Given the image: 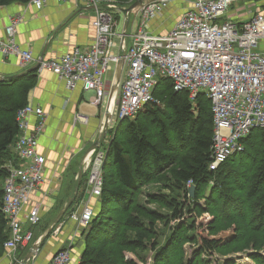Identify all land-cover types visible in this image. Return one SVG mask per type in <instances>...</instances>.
<instances>
[{
  "label": "built area",
  "instance_id": "2783aa9c",
  "mask_svg": "<svg viewBox=\"0 0 264 264\" xmlns=\"http://www.w3.org/2000/svg\"><path fill=\"white\" fill-rule=\"evenodd\" d=\"M49 1L31 0L29 4L41 10ZM74 1L95 12L92 20L95 36L91 45L87 49L75 48L53 60H42L38 71L53 72L65 81L69 90L81 84L83 91H92L95 107L107 105L108 130L125 119L134 118L146 105L160 103L154 96L159 78H169L176 92H189L191 100L203 92L211 101L214 120L212 170L243 152L244 139L254 130H264V8L253 12L249 20L227 18L220 24L219 20L226 18L230 8L244 0H180L182 14L175 25L166 33L155 34L148 30L149 23L161 17L174 0H150L132 13L124 9L136 0L125 5H116L111 0ZM122 15L124 21L119 31ZM132 15L138 21L131 33ZM23 19V15L9 18L7 38L0 39V61L15 56L25 68L36 60L32 52L23 50L16 40ZM122 64L121 82L116 86ZM111 73L115 74L114 78L106 80ZM110 89L114 93L107 103ZM32 116L38 119L34 127L29 124ZM106 116L96 141L100 142L99 148L86 155H90L88 164L84 159L89 194L95 198L102 196L104 187V165L108 157L104 136ZM46 117L42 108L30 104L17 113L21 133L14 152L20 164L10 161L5 166L8 175L3 201V213L11 231L5 250L12 255L35 246L32 245L31 228L42 221V203L37 196L45 182L46 159L38 153V146ZM89 122L86 114L75 117L76 125ZM80 204L82 210L70 213L69 219L82 232L90 229L95 210L83 200ZM26 208L29 211L24 215ZM39 251L32 259H36ZM70 262L71 250L65 248L54 255L51 264Z\"/></svg>",
  "mask_w": 264,
  "mask_h": 264
},
{
  "label": "trees",
  "instance_id": "16d2710c",
  "mask_svg": "<svg viewBox=\"0 0 264 264\" xmlns=\"http://www.w3.org/2000/svg\"><path fill=\"white\" fill-rule=\"evenodd\" d=\"M30 1L0 0V7L25 6ZM21 74L20 77L6 76L0 81V259L6 252L5 243L11 237L3 213V181L8 175L5 166L10 161L17 164L19 160L13 150L21 133L17 113L29 104L39 71L28 69ZM154 96L163 105L148 104L134 118L120 122L115 137L107 145L103 193L90 229L80 233L84 243L80 255H75V258L79 257L77 264H136L133 260H126L127 251L137 255L153 251V264H170V259L176 260L174 264H181L182 245L186 242L200 247L188 264H210L204 256H224L245 247H255L258 251L263 249L264 130H254L244 139L243 152L212 170L214 120L212 103L207 95L202 92L197 99L191 100L189 92H176L169 78H159ZM253 151L258 161L244 174V189L240 195H231L226 188V184L232 185L227 167L235 164L244 172L247 166L240 165L238 161L249 159ZM213 178L225 181L222 185L220 183V195L228 200L223 207L226 204L236 207L240 201L249 210L240 217L241 226L230 229L228 222L214 224L212 220L205 230L208 236L191 234L195 227L186 219V209L192 216L200 213L199 194L209 187ZM78 182L74 186L78 192L68 212L81 202L78 200L88 189L86 176H83L79 187ZM189 182L198 191L193 200L188 196ZM157 183L164 189L159 194L144 190L145 186ZM208 200L210 210L218 197L211 194ZM64 204L62 202L60 208ZM152 204L156 207L151 208ZM229 212L237 215L233 209ZM173 221H182V226L171 233L166 246H162L159 239L163 233L166 235L168 228H172ZM177 243L179 246H175L174 255L172 248ZM28 252L29 249L22 251L20 260ZM252 259L255 264H260V260L264 262V256H253Z\"/></svg>",
  "mask_w": 264,
  "mask_h": 264
},
{
  "label": "crops",
  "instance_id": "0c3cea01",
  "mask_svg": "<svg viewBox=\"0 0 264 264\" xmlns=\"http://www.w3.org/2000/svg\"><path fill=\"white\" fill-rule=\"evenodd\" d=\"M182 7L183 4L180 0H174L161 17L149 23L148 30L155 34L168 32L181 16ZM261 7L263 8L264 5H261ZM87 8L81 2L74 0L68 3L50 0L41 10H37L29 3L25 6L0 7V39L5 40L7 38L6 26L9 23V18L23 15L24 19L18 26L16 40L23 50L32 52L36 60L24 68L19 58L10 56L5 62L0 61V78L11 75L16 76L31 69L42 60L49 61L59 58L75 48L87 49L95 36V29L92 27L95 12ZM254 10L255 7L249 0L246 3L242 1L230 8L226 18L235 19L236 21L249 20ZM114 76L115 74L112 73L110 80ZM88 94V92L83 91L81 84L75 90L67 89L65 81L47 70L39 72L37 85L31 92L29 104L42 108L47 117L46 126L39 138L38 146V153L46 159L45 182L37 196V200L42 203V221L38 228L36 226L33 231V239L36 240L35 243L32 242V245L33 243L37 245L40 241L42 246L39 244L38 256L28 264H51L53 256L65 248L71 250L70 264L79 262V257L75 258V255H80L79 251L83 247L82 242L78 243L79 246L77 245V242L82 241L81 232L77 230L78 228L74 222L69 219V215L74 211H81L82 204H75L73 209L64 215L56 225L55 222L71 200L75 189V185L71 187L70 183L72 182L70 180L74 177L78 180L81 169L83 170V176L88 177L84 164V159L85 163H89L86 155L91 148H88V144L92 139L95 141L94 144L96 143L98 126L102 125L105 120L106 113L102 116L101 106L97 108L92 103L95 94L90 98ZM111 94L110 89L107 103L110 102ZM81 113L89 116L90 122L88 125L75 124L76 115ZM29 121L30 127H34L38 119L32 116ZM85 147V152L81 154V150ZM19 164L20 160L16 165ZM66 185L67 187H65ZM63 201L65 204L60 208ZM99 201L100 198L92 196L83 200L85 204L88 203L94 210L99 207ZM27 211H29V208L25 209L24 215ZM54 225L55 231L59 227L61 229L57 234L55 233L54 237L48 239L50 235H47L48 231ZM54 230L52 233L55 232ZM73 239H76L73 247H67ZM0 264L12 263L10 259H7L1 260ZM14 264H17V262Z\"/></svg>",
  "mask_w": 264,
  "mask_h": 264
},
{
  "label": "rangeland",
  "instance_id": "374dc122",
  "mask_svg": "<svg viewBox=\"0 0 264 264\" xmlns=\"http://www.w3.org/2000/svg\"><path fill=\"white\" fill-rule=\"evenodd\" d=\"M111 1L114 4H116V5H125L129 1H131V0H122V1L121 0H111ZM249 1L255 7V10L253 12L259 11L260 8H261V5H264L263 4L264 3V0H249ZM243 2L246 3V1H243ZM124 7H126V6H124ZM120 18H121V20H120V26L118 27V30L119 31H121V29H122V25H123V21H124L123 15ZM226 19L227 18H222L221 20H219V23L220 24L223 23ZM137 21L138 20L135 17V15H132L131 16L130 32H132L133 30H135ZM111 77H112V73L109 74V75H107V77L105 79L107 80V79H110ZM88 93H89L88 94V97L89 98L92 95H94V93L92 91L91 92H88ZM29 102H30V98H29ZM159 102L160 103L157 106H162L163 103L161 102V100ZM106 106L107 105H105V104H103L101 106L102 116L106 112ZM118 124L115 126L114 129L109 128V130L107 131L106 136H105V145L106 146H107V144L111 143V141L115 137V133L117 132L116 129H118ZM102 125H99L98 126V130H97L98 137L100 136V131H101V126ZM173 140H174V137H173ZM94 142H95L94 139H92L89 142V144H88L89 145L88 148H91L93 146ZM261 145H262V143H261ZM261 145H260V147H261ZM85 149H86V147L83 148V150H81V152H82L81 154H83L85 152ZM251 154H252L251 156L249 155L250 156L249 159L246 160L244 158L243 159L241 158L238 161L240 165L247 166V168L245 169L244 172L241 169H239L235 164L230 165L229 167H227L229 169V170H227V174L229 173L228 177L230 178L229 180H230V182H231L232 185H227L226 183L225 184H226V188L231 191V193H230L231 195H234L235 194L236 197L238 195H240V193L244 189V181H243L244 179H242V178L245 177L244 174L247 173V172H249V170H251L249 168L251 166L253 168V166L258 161L256 159V152L253 151ZM88 161H90V158H89ZM66 181H68V180L66 179ZM70 181L72 182V183H70L71 184V187H73L76 184L77 178L74 177ZM223 182H225L224 179H220V181H218L216 178H213L209 182V187H205V189L203 190V192H201L199 194V197H198V199H199L198 206H200L202 208V210H200V213L199 214H195L194 216H192L193 214H188V209H186V212H187L186 219L189 220L190 223L192 222L193 225H194V227H195V230L192 231L191 234H194L195 233V234H198L199 236H201V235L202 236H208V233L205 230L208 227V224L209 223L211 224V221L212 220L214 221V224L215 223H218V222H225L226 221V222H228V224L230 226V229L235 228L236 226H241L242 219L240 217L241 216H244V214L249 209L246 208L244 206V204L242 202H240V201L238 203H236V205H235L236 207H233V205L231 206L229 204H226V207H223V204L225 206V202L228 201V200H226L224 197H222L220 195L221 194V192H220V183L222 185ZM88 186L89 185H88V179H87V188H88ZM65 187H67V185ZM187 188H188V196H189L190 199L193 200L195 198V194H196V191H197V187L194 186L193 183L189 182L187 184ZM144 190H147L150 193H154V194H159V192L161 190L164 191V189L162 188V186L160 185V183L151 184L150 186H145L144 187ZM86 192L87 193L85 194V196L83 198H81V200H78V201H82L84 199L86 200L90 196V194H88L90 192V187H89V189H87ZM165 192H168V191H165ZM211 194L212 195H215L216 197H218V201H217V203H214V205H212L210 207V210H209V200L208 199L211 196ZM63 203H64V201H63ZM187 205H188V202H187ZM150 207L151 208H155L156 205L152 204V205H150ZM229 209H233L234 210V213H236L237 215H235V216L231 215L230 212H229ZM226 219H228V220H226ZM46 220H48V218H46ZM46 222H48V221H46ZM181 222L182 221H173L171 223V227L172 228H168V232H166V235H164V233L162 234V239L161 238L159 239L160 240V243L163 242L162 243V246H166V244H167V238H169L171 236V233H173L174 231H176V229H179L182 226L181 225L182 224ZM248 222L250 223V221H248ZM37 228H38V226H37ZM35 229H36V227H33L32 228V231H34ZM55 233H56V231L53 232L52 234H50L48 239L54 237L55 236ZM35 240L36 239L34 238L33 239L34 243H35ZM71 242H69V245L67 247L70 246ZM81 242H82V244L84 243L83 242V239H82V241L77 242V245L79 246L78 243H81ZM34 243H33V245H34ZM41 244H42V242L40 243V246H42ZM175 246H179V243H177L176 245L175 244L173 245L172 250L174 251V255L176 253ZM245 248H243L244 250L242 249V250L237 251V252L230 251L231 253H229L227 255H224V256H221V255H218V254H214L211 257L204 256V258L206 260H209L211 262L210 264H255L254 263V260L252 259L253 256H258V257L264 256V247L260 251L255 250V247L254 248L253 247H250V248H246V249ZM180 249H181V247H180ZM199 249H200V247L197 244H194V243H191V242L184 243L182 245V257L183 258H182L181 264H188V262H190L191 259H194V252L197 251V250L199 251ZM21 254H22V252H19L17 254H13L12 255L8 251V252H5L4 253L3 257L1 258V260L10 259V261H11L12 264H14L16 262H17V264H19V261H21L20 258H22ZM125 256H126V260L127 261L133 260V261H135L136 264H153V262H154V252L153 251L142 252V253H140L138 255L136 253H132L130 251L129 252L127 251L125 253ZM32 260H34V259H32ZM171 261H172V263H171ZM175 261L176 260L170 259V264H174ZM259 263L260 264H264V262L262 260H260Z\"/></svg>",
  "mask_w": 264,
  "mask_h": 264
},
{
  "label": "water",
  "instance_id": "95a60500",
  "mask_svg": "<svg viewBox=\"0 0 264 264\" xmlns=\"http://www.w3.org/2000/svg\"><path fill=\"white\" fill-rule=\"evenodd\" d=\"M149 1H150V0H136V1H135L130 7L126 8V9H124V10H125L126 12H128V13H132L135 9H137V8H141V7H144L145 4H146L147 2H149ZM261 8H262V7H261ZM87 9H89V10H93V8H87ZM128 24H129V20H127V25H128ZM39 66H40V62H39L38 64H36L34 67H32L31 70H36V69L39 68ZM123 67H124V64L121 65L120 70H119V72H118L117 80H116V86H118L119 83L121 82V73H122ZM21 75H22V74H18V75H16L15 77H20ZM5 79H6L5 77H2V78H0V81H3V80H5ZM113 93H114V91L112 92L111 95H113ZM108 119H109V116L107 115V116H106L105 134H104V136L106 135V132L108 131V127H109ZM99 143H100V142H96V143L91 147V150L96 149V148H99V146H100ZM91 150H90V151H91ZM90 151H89V152H90ZM82 179H83V170L81 169V171H80V175H79V178H78L79 182H78V186H77V187L80 186V183H81ZM77 190H78V188H76L75 193L72 194L71 200L68 202V204L65 206V208L62 210V212H61L60 215L58 216V218H57V220H56V222H55V225L59 222V220H60V219H61V218L67 213V211L69 210V208L72 206V204H73V202H74V196L77 194ZM55 225L52 227V229H50V230L48 231V234H47V235H49V234L52 233V231L54 230ZM47 235H46V236H47ZM38 250H39V246H38V245H35L32 249L29 250L27 256H26V257L20 262V264H28V263L30 262V260L33 258V256L37 253Z\"/></svg>",
  "mask_w": 264,
  "mask_h": 264
},
{
  "label": "bare ground",
  "instance_id": "6f19581e",
  "mask_svg": "<svg viewBox=\"0 0 264 264\" xmlns=\"http://www.w3.org/2000/svg\"><path fill=\"white\" fill-rule=\"evenodd\" d=\"M89 158H90V155L87 157V161L89 160ZM6 184H7V176H6V178L4 179V182H3V189H4V194H5V190H6ZM89 185V184H88ZM75 191H76V188L74 189V191H73V193H75ZM4 201V200H3ZM75 224V223H74ZM76 225V224H75ZM40 242V241H39ZM38 242V244L37 245H39L40 243Z\"/></svg>",
  "mask_w": 264,
  "mask_h": 264
}]
</instances>
